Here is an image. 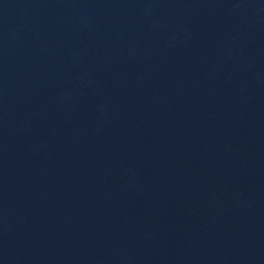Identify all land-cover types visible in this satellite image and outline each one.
Here are the masks:
<instances>
[{"label": "water", "instance_id": "1", "mask_svg": "<svg viewBox=\"0 0 264 264\" xmlns=\"http://www.w3.org/2000/svg\"><path fill=\"white\" fill-rule=\"evenodd\" d=\"M181 0H0V190L89 83Z\"/></svg>", "mask_w": 264, "mask_h": 264}]
</instances>
